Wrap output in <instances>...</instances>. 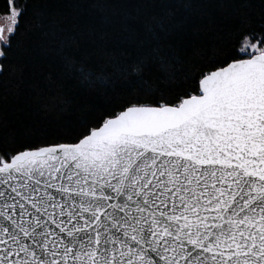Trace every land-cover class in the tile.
<instances>
[{"label":"snow or ice","instance_id":"1","mask_svg":"<svg viewBox=\"0 0 264 264\" xmlns=\"http://www.w3.org/2000/svg\"><path fill=\"white\" fill-rule=\"evenodd\" d=\"M34 5L0 8V73ZM151 62L165 66L158 45L73 136L0 151V264H264V25L175 95Z\"/></svg>","mask_w":264,"mask_h":264},{"label":"trees","instance_id":"2","mask_svg":"<svg viewBox=\"0 0 264 264\" xmlns=\"http://www.w3.org/2000/svg\"><path fill=\"white\" fill-rule=\"evenodd\" d=\"M39 2L43 14L36 5L30 10L18 54L0 73V151L73 136L81 122L129 95L120 70L157 45L165 66L151 62L148 77L175 95L191 83L186 77L234 42L236 29L264 25V0Z\"/></svg>","mask_w":264,"mask_h":264}]
</instances>
